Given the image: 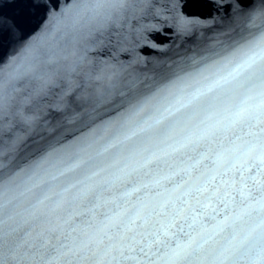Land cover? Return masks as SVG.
<instances>
[{
  "label": "snow or ice",
  "instance_id": "1",
  "mask_svg": "<svg viewBox=\"0 0 264 264\" xmlns=\"http://www.w3.org/2000/svg\"><path fill=\"white\" fill-rule=\"evenodd\" d=\"M250 6L236 0L239 22L148 71L118 56L155 0H75L74 46L115 50L91 62L53 50L65 13L27 38L0 14V44H17L0 56V264H264V3ZM172 20L191 34L192 18ZM56 88L44 118L28 114Z\"/></svg>",
  "mask_w": 264,
  "mask_h": 264
},
{
  "label": "water",
  "instance_id": "2",
  "mask_svg": "<svg viewBox=\"0 0 264 264\" xmlns=\"http://www.w3.org/2000/svg\"><path fill=\"white\" fill-rule=\"evenodd\" d=\"M55 0H2L0 2V14H2L7 23L11 24L14 20L19 26L16 31V36L24 35L25 38L32 35L39 30L41 23L46 19V17L51 14L52 16L59 19V13H65L66 18L62 22H66L68 27L65 29L67 35L61 40L57 37L51 42L53 50L58 54H71L74 47L78 49V55L80 57H85L88 62L94 60H109L112 58V54L115 51L113 48L97 49L94 45L88 44L83 40L78 46H74L73 37L83 35V30L77 34L71 29V15L74 14L75 0H59V7L53 8L52 4ZM156 2V15H149L138 22L133 21V27L137 31L133 32L129 36L128 43L124 44L123 47L128 48L129 52L120 51L119 60L128 64L130 62L140 61L139 70L147 71L155 54L157 53L161 43L169 32L173 20L174 14L180 13L181 6L185 5L187 0H179L175 8H169L165 10V5H169L171 0H155ZM46 3L48 6L40 7L38 5ZM55 22V20H54ZM14 37L11 35H6L2 44H0V56L11 57L17 48V44L14 42ZM155 44L156 47H151L150 45ZM89 64L85 63L82 65L81 69L78 71L88 72ZM73 81H78V77H73ZM60 89H53V94L45 97L40 102L38 107L28 106L31 111L28 112L29 115L36 113L40 114L42 118L46 114V109L49 103L55 105L57 102V97L59 95ZM100 115L107 119L103 113ZM50 119V117H48ZM19 131V130H18ZM72 132L79 134L76 128L68 129L67 131L61 129L55 135L56 139H64L65 137L71 136ZM47 133H42L41 135H34L31 140H29V154L31 148L34 145H40L42 141V136L47 137Z\"/></svg>",
  "mask_w": 264,
  "mask_h": 264
}]
</instances>
